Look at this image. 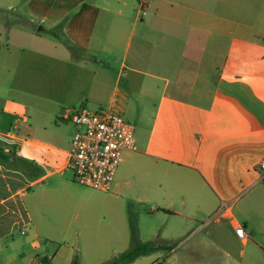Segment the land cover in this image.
<instances>
[{
    "label": "crops",
    "instance_id": "1",
    "mask_svg": "<svg viewBox=\"0 0 264 264\" xmlns=\"http://www.w3.org/2000/svg\"><path fill=\"white\" fill-rule=\"evenodd\" d=\"M0 13L10 16L0 26L32 35L21 52L70 51L80 75L45 83L61 87L49 98L58 112L95 102L134 126L137 150L124 154L110 193L149 206L159 221L149 243L232 244L204 264H264V0H21ZM2 106L0 264H21L22 235L47 222V198L80 189L68 167L76 128L55 142L16 135L7 113L19 103Z\"/></svg>",
    "mask_w": 264,
    "mask_h": 264
},
{
    "label": "rangeland",
    "instance_id": "2",
    "mask_svg": "<svg viewBox=\"0 0 264 264\" xmlns=\"http://www.w3.org/2000/svg\"><path fill=\"white\" fill-rule=\"evenodd\" d=\"M19 2L21 0H0V6ZM9 17L0 13V19ZM0 32V40L10 45L9 54H0V82L11 85L0 89V106L3 107L6 100L19 103L16 113H7L12 123L11 132L49 142L72 137V121L63 117L69 108L58 112L55 103L49 102V98L54 100L59 96L61 87L54 89L45 85L46 81L53 82L55 74L61 71L66 74V83L75 81L71 75H80L68 63L70 51L63 47L53 50L34 45L32 50L21 52L17 45L31 44L32 35L15 24L7 28L0 26ZM85 104L94 112L108 109L107 105L95 102ZM28 109L29 115H26ZM14 142V146H19V141ZM110 191L80 185L78 191L68 192L61 198H47L42 212L47 222L38 233L31 231L22 235V241L27 245L21 248L22 257H25L21 264H31L32 258L36 260L32 264H43L44 258H48L51 264H71L75 258L79 264H109L132 247V228L137 233L138 242L149 243L150 230L159 228V221L151 215L149 206L133 200L123 201ZM56 219L67 224L58 223ZM36 241L41 246L29 245ZM153 245L163 248L130 264H204L222 257L223 250L234 249L232 244Z\"/></svg>",
    "mask_w": 264,
    "mask_h": 264
},
{
    "label": "built area",
    "instance_id": "3",
    "mask_svg": "<svg viewBox=\"0 0 264 264\" xmlns=\"http://www.w3.org/2000/svg\"><path fill=\"white\" fill-rule=\"evenodd\" d=\"M142 13L146 12L141 3ZM76 132L71 142L68 167L77 184L90 189L110 191L126 152L136 151L135 128L120 113L112 109L91 111L85 106L67 109ZM259 181H264V161L257 167ZM25 234L26 231H20ZM236 235L248 238L243 225H237Z\"/></svg>",
    "mask_w": 264,
    "mask_h": 264
},
{
    "label": "trees",
    "instance_id": "4",
    "mask_svg": "<svg viewBox=\"0 0 264 264\" xmlns=\"http://www.w3.org/2000/svg\"><path fill=\"white\" fill-rule=\"evenodd\" d=\"M0 160L1 161H9L10 155L3 152L2 149H0ZM132 247L119 254L117 257L113 259V261L109 264H130L134 261H136L138 258L142 256L149 255L153 252L161 250L162 246H155L151 243H140L137 240V233L135 232V229L132 228ZM43 264H51L50 260L48 258L43 259ZM71 264H79L78 259L75 258Z\"/></svg>",
    "mask_w": 264,
    "mask_h": 264
},
{
    "label": "water",
    "instance_id": "5",
    "mask_svg": "<svg viewBox=\"0 0 264 264\" xmlns=\"http://www.w3.org/2000/svg\"><path fill=\"white\" fill-rule=\"evenodd\" d=\"M39 29H42V28H39Z\"/></svg>",
    "mask_w": 264,
    "mask_h": 264
}]
</instances>
